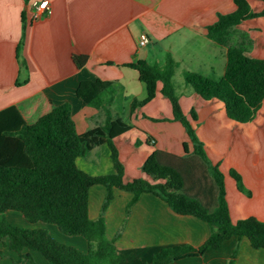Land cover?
Instances as JSON below:
<instances>
[{
  "label": "crops",
  "instance_id": "1",
  "mask_svg": "<svg viewBox=\"0 0 264 264\" xmlns=\"http://www.w3.org/2000/svg\"><path fill=\"white\" fill-rule=\"evenodd\" d=\"M42 0H0V132H14L35 122L53 107L68 103L76 132L101 126L105 110L129 125L114 139L123 182L145 178L144 160L154 150L178 158L189 157L192 144L184 127L173 120L171 104L160 93L141 106L146 86L138 72L125 64L143 61L167 74L182 113L196 114L192 126L212 165L224 175L225 200L231 222L254 217L264 223V99L254 118L240 124L230 120L223 104L204 101L185 81L184 72L219 78L226 64V48L206 37V27L217 14L235 10L233 0H46L48 16L34 18V5ZM253 12L264 8L261 0H246ZM24 28V29H23ZM145 34L149 42L138 44ZM20 42L19 64L16 48ZM232 44H242L247 56L264 59V16L234 26ZM72 55L86 56L76 67ZM109 82L98 104L77 97L82 81ZM188 154L185 155L183 144ZM91 176L114 173L106 144L93 147L75 161ZM241 176L250 197L237 191L228 170ZM106 196L102 185L88 192V217L96 220ZM18 227L46 230L56 241L87 251L81 236H68L52 224L28 223L17 211L4 212ZM105 236L125 259L118 264H144L161 248L188 245L196 248L209 236L208 225L175 213L152 193H132L113 188V198L102 213ZM264 264V249H254L245 237L231 236L217 250L185 257L169 264ZM29 255L30 258L25 256ZM0 264H49L38 252L9 248L0 239Z\"/></svg>",
  "mask_w": 264,
  "mask_h": 264
},
{
  "label": "trees",
  "instance_id": "2",
  "mask_svg": "<svg viewBox=\"0 0 264 264\" xmlns=\"http://www.w3.org/2000/svg\"><path fill=\"white\" fill-rule=\"evenodd\" d=\"M264 3V0H261ZM235 10L217 14L215 22L206 27V37L226 48V64L221 77L184 72L185 81L204 101L219 100L226 116L240 124L250 122L264 99V59L246 55L242 44H232L234 26L240 22L264 16V8L253 12L246 0H233ZM24 29V28H23ZM20 42L16 48L19 58ZM76 67H82L86 56L72 55ZM125 67L138 72L145 84V99L134 104L141 106L155 96L156 83L162 84L160 93L170 104L173 120L185 129L192 144L191 156H176L154 150L144 160L141 171L145 178L123 182V166L118 160L114 139L129 130V125L113 118L105 110L101 126L77 133L68 103L53 107L35 122L23 125L14 132H0V239H8L9 248L20 253L29 249L40 253L49 264H118L125 257L119 254L112 240L105 236L102 213L113 198V188L133 194L152 193L177 214L193 216L209 227L203 244L161 248L144 264H169L185 257L203 255L217 250L231 236L245 237L254 249H264V223L254 217L231 222L225 200L224 175L218 165H212L192 126L194 110L185 116L174 94L167 74L157 71L143 61ZM100 80L82 81L76 95L87 104H98L100 93L109 87ZM106 144L113 162L114 173L91 176L79 169L78 157L93 147ZM188 154L186 143L183 144ZM237 191L250 197L241 176L228 170ZM94 185H102L106 196L96 220L88 217V192ZM20 212L28 223L42 222L55 225L68 236H81L87 241V251L56 241L46 230L28 229L10 224L6 211ZM236 249L227 264H233ZM30 258L29 255L25 256Z\"/></svg>",
  "mask_w": 264,
  "mask_h": 264
},
{
  "label": "built area",
  "instance_id": "3",
  "mask_svg": "<svg viewBox=\"0 0 264 264\" xmlns=\"http://www.w3.org/2000/svg\"><path fill=\"white\" fill-rule=\"evenodd\" d=\"M34 5V18H39L43 14L48 16L51 11L50 4L46 0H42L40 2H37ZM149 42L148 37L145 34H141L139 36L138 44L140 46L146 45Z\"/></svg>",
  "mask_w": 264,
  "mask_h": 264
}]
</instances>
